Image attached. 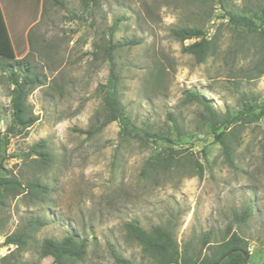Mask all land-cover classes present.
<instances>
[{"label":"rangeland","instance_id":"374dc122","mask_svg":"<svg viewBox=\"0 0 264 264\" xmlns=\"http://www.w3.org/2000/svg\"><path fill=\"white\" fill-rule=\"evenodd\" d=\"M43 2L28 29L31 42L14 49L44 78L27 96L37 120L25 129L14 124L12 85L0 69V163L4 174L23 184L38 180L45 189L5 196L0 259L14 251L17 261L51 264V257L40 253L42 239L72 234L85 238L87 247L81 260L67 264H116L111 248L130 264H151L124 228L135 219L145 230L169 228L181 249L201 256L208 254V244L228 237L230 225L247 240L244 264H264V41L226 15L228 10L255 20L263 0ZM184 26L201 27L208 38L214 34L201 63L181 50L194 39L181 41L171 32ZM109 44H115L124 113L137 128L165 138H125L117 121L103 124ZM186 91L207 99L218 121L240 113L251 120L214 131ZM222 130L230 141L231 164L215 139ZM41 139L48 163L26 155ZM156 158L159 165L148 168V160ZM244 210L247 219L235 222L233 215ZM31 218L44 224L27 227L24 247L4 243Z\"/></svg>","mask_w":264,"mask_h":264},{"label":"trees","instance_id":"16d2710c","mask_svg":"<svg viewBox=\"0 0 264 264\" xmlns=\"http://www.w3.org/2000/svg\"><path fill=\"white\" fill-rule=\"evenodd\" d=\"M41 0H37L40 3ZM57 2V0H54ZM84 5L98 4L100 0H81ZM219 5H222L223 0H213ZM44 2L42 0V6ZM254 13L255 20L252 16H244L226 10V15L229 22L235 25L252 28L253 31L259 32V36L264 41V0L260 7ZM174 37L183 40L194 39V41L183 45V52L193 55L197 63L205 60L213 44V36L207 37L206 30L201 27L184 26L172 28ZM27 39L31 42V37L27 32ZM115 44H109L105 48V55L109 64V76L105 86H103V124L111 121H117L121 127L120 133L123 137H135L141 141H156V139L165 138L163 134L150 132L134 126L130 118L124 113L123 107L120 105L117 85L119 76L116 72L115 63L113 61L112 52ZM0 69L6 74L9 84L12 85L10 93V108L12 111V120L19 128H29L37 120V116L33 113L32 107L27 102V96L30 89L34 86H39L44 83V78L33 68L31 62L26 55L16 57L14 47L12 45L1 9H0ZM185 96L191 101L200 104L204 112L208 115L212 123L213 130L221 125L227 128L238 121L246 122L251 120L249 117H243L242 113L232 119L223 118L218 121L217 114L205 99L198 92L186 91ZM251 115H253L251 113ZM256 117V116H255ZM241 123V122H240ZM215 126V127H214ZM227 133L220 131L215 133V139L221 144L222 152L227 163L231 164L230 158V141L226 139ZM27 156L37 157L41 163L50 161V154L47 151L46 140L41 139L33 143L26 154ZM160 158V160H162ZM159 158L148 160V168L158 166ZM162 164H165L162 162ZM167 164V163H166ZM166 164L164 166H166ZM199 168L201 164L196 162ZM201 170V169H200ZM3 166L0 163V206L2 205L5 196L17 195L20 190L25 188L28 192L43 191L45 186L38 180H27L24 184L14 175H6L3 172ZM24 190V189H23ZM248 210H244L239 215L234 214L235 222H243L247 219ZM44 222L38 218H31L21 231L7 234L4 237V243L15 245L16 249L24 247L27 243L28 232L27 227H40ZM126 232L135 239L142 247V251L152 258L151 264H244L245 254L248 252L247 240L243 238L236 230H233L229 225L226 233L228 237L213 244L207 245L208 254L200 255L197 253L191 255L186 248L181 249L169 228L161 225H155L149 230H145L137 220L132 219L124 224ZM209 243L204 240L203 245ZM87 243L85 238L76 239L72 234H67L60 239L45 237L40 245V253L43 256H50L51 264H67L73 261L81 260L86 252ZM111 256L116 264H130V261L124 258L114 249H110ZM14 251L3 256L0 259V264H33L17 261L14 257ZM223 259L221 261L220 258Z\"/></svg>","mask_w":264,"mask_h":264},{"label":"crops","instance_id":"0c3cea01","mask_svg":"<svg viewBox=\"0 0 264 264\" xmlns=\"http://www.w3.org/2000/svg\"><path fill=\"white\" fill-rule=\"evenodd\" d=\"M0 9L14 49L16 44L28 45L27 32L40 16L42 0H0Z\"/></svg>","mask_w":264,"mask_h":264},{"label":"water","instance_id":"95a60500","mask_svg":"<svg viewBox=\"0 0 264 264\" xmlns=\"http://www.w3.org/2000/svg\"><path fill=\"white\" fill-rule=\"evenodd\" d=\"M247 257H248V255L247 254H245V260H244V262L243 263H245L246 262V260H247ZM223 259V257L222 258H220V260L219 261H221Z\"/></svg>","mask_w":264,"mask_h":264},{"label":"built area","instance_id":"2783aa9c","mask_svg":"<svg viewBox=\"0 0 264 264\" xmlns=\"http://www.w3.org/2000/svg\"><path fill=\"white\" fill-rule=\"evenodd\" d=\"M187 40V39H186Z\"/></svg>","mask_w":264,"mask_h":264}]
</instances>
